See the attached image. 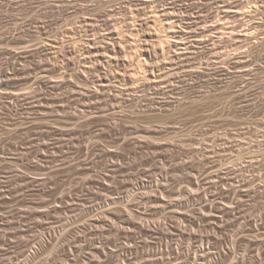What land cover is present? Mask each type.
Segmentation results:
<instances>
[{
    "label": "rangeland",
    "instance_id": "374dc122",
    "mask_svg": "<svg viewBox=\"0 0 264 264\" xmlns=\"http://www.w3.org/2000/svg\"><path fill=\"white\" fill-rule=\"evenodd\" d=\"M203 262L264 264V0H0V264Z\"/></svg>",
    "mask_w": 264,
    "mask_h": 264
},
{
    "label": "bare ground",
    "instance_id": "6f19581e",
    "mask_svg": "<svg viewBox=\"0 0 264 264\" xmlns=\"http://www.w3.org/2000/svg\"><path fill=\"white\" fill-rule=\"evenodd\" d=\"M74 1H75V0H74ZM156 12H158V11H156ZM156 12H155V13H156ZM171 13H172V14L174 13V15L177 14V13L175 14V12H170L169 14L171 15ZM167 14H168V13H167ZM153 15H155L154 18H155L156 21H161V22H162V21L165 19V17H166V16H165V17H162L163 15H165V14L162 15V13H161V14H160V13H156V14H153ZM168 16H169V15H168ZM171 16L173 17V15H171ZM172 17H171V18H172ZM175 18H176V17H175ZM114 19H115V18H114ZM173 19H174V18H173ZM173 19H168V18H167L168 21L165 20V21L168 22L169 24L166 23L165 21H163V22H165V23H164L165 25H166V24L170 25L169 28H173V27L175 26V23H176ZM174 22H175V23H174ZM106 23H109V22H106ZM113 23H114V21H113ZM109 24H110V23H109ZM117 24H118V23H117ZM162 24H163V23H162ZM116 26H117V25H116ZM163 26H164V25H163ZM169 28H168V29L165 28L166 30H164L165 32H167L166 35H162V34H161V35L159 36V37H160V42H161V43H163V42L165 41L166 38H169V36H170V35H169V34H170V30H169ZM117 29H118V28L116 27L115 30H117ZM119 29H120V28H119ZM119 29H118V30H119ZM118 30H117V31H118ZM120 31H121V30H120ZM232 31H234V29H233ZM232 31H231V33H232ZM224 32H225V31H224ZM117 34H118V33H117ZM118 35H119V34H118ZM118 37H119V36H118ZM158 39H159V38H158ZM202 39H203V36H202ZM55 41L57 42L58 40H55ZM58 44H59V43H58ZM52 45H53V44H52ZM56 45H57V44H54V46H56ZM112 45H113V43H112ZM54 46H53V47H54ZM113 47L116 48L115 45H113ZM59 48H60V47H59ZM123 48H124V47H123ZM123 48H122V49H123ZM113 49H114V48H113ZM57 50H58V49H57ZM61 50H62V49H61ZM123 50H124V49H123ZM53 51H55V50H53ZM121 51H122V50H121ZM60 52H61V51H60ZM118 52H119V51H118ZM56 53H58V52H56ZM123 53H124V52H123ZM51 54H52V53H51ZM55 55H56V57H58L57 54H54V57H55ZM54 57H53V58H54ZM56 57H55V58H56ZM127 57H128V56H127ZM132 57H133V56H132ZM132 57H130V55H129V57L126 59V60H128V63L131 62V61L134 59V58L132 59ZM125 58H126V57H125ZM58 59H59V58H58ZM129 59H130V60H129ZM139 59H140V58H139ZM51 60H52V59H51ZM134 60H135V59H134ZM134 60H133V61H134ZM52 61H53V60H52ZM48 62H49V61H48ZM49 63H50V62H49ZM49 63H48V64H49ZM52 63H53V62H52ZM52 63H50L49 65H51ZM139 63H140V65H139V66H140V69H141V68H144V69H143V72H144L145 67H146V65H147V64H146V59H145V57H144V58L142 57V58L139 60ZM55 64H57V63H55ZM129 64H130V63H129ZM133 64H134V63H133ZM133 64L130 65V66H133ZM137 64H138V63H137ZM58 65H59V64H58ZM58 65H57V66H58ZM135 66H136V65H135ZM48 67H50V66H48ZM54 67H55V66H54ZM46 68H47V67H46ZM50 68L52 69V67H50ZM132 68H134V67H132ZM135 68H136V67H135ZM135 68H134V69H135ZM58 69H59V68H58ZM134 69H133V70H134ZM137 69H138V67H137ZM137 69H136V70H137ZM133 70H131V72H132ZM141 70H142V69H141ZM47 71H48V70H47ZM66 71H68V70H66ZM66 71L64 70L65 73H66ZM137 71H138V70H137ZM137 71H135V72H137ZM145 71H147V70H145ZM135 72H134V73L132 72L133 74H131V75L134 76V77H135L137 74H140V73H139L140 70H139V72H137V73H135ZM60 73H61V72H60ZM61 74L64 75L63 72H62ZM143 74H144V73H143ZM14 75H15V74H14ZM62 75L60 76V78H63V80H64V78H66L67 76L64 77V76H62ZM65 75H66V74H65ZM49 76H50V75L48 74V79H49V81L51 82V79L49 78ZM69 76H70V75H69ZM132 76H131V77H132ZM144 76H145V75H144ZM57 77H59V76H57ZM136 77H137V76H136ZM138 77H139V76H138ZM53 78H54V76H53ZM53 78H52V79H53ZM54 79H55V78H54ZM61 80H62V79H61ZM68 80H69V79H68ZM101 80H102V79H101ZM5 81H6V80H5ZM10 81H11V80H10ZM47 81H48V80H47ZM66 81H67V80H66ZM70 81H71V80H70ZM2 82H3V81H2ZM7 82H8V81H7ZM7 82H5L4 85H6ZM52 82H53V80H52ZM59 82H62V81H59ZM59 82L57 83V85H56V83H54V85H56V86L61 85L62 83L60 84ZM71 82H74V81H71ZM47 83H48V82H47ZM69 83H70V82H69ZM2 84H3V83H2ZM7 84H11V83H7ZM70 84H71V83H70ZM51 85H52V84H51ZM72 85H73V84H72ZM107 85H108V84H107ZM56 86H55V87H56ZM11 88H12V87H11ZM5 89H6V88H5ZM8 91H9V89H8ZM13 92H15V91H13ZM74 92H75V91H74ZM13 94H14V93H13ZM9 95H10V93H9ZM11 95H12V93H11ZM14 95H15V94H14ZM10 97H11V96H10ZM17 97H18V95H17ZM39 99H40V98H39ZM45 101H46V99H45ZM36 102H37V101H36ZM43 102H44V101H43ZM43 102L41 101V103H43ZM41 103H40L39 105H41ZM37 104H38V103H37ZM45 105H46V104H45ZM45 105H44V106H45ZM47 105H49V102H48V101H47ZM47 105H46V106H47ZM52 105H53V104H52ZM63 105H64V104H63ZM65 105H66V104H65ZM37 106H38V105H37ZM60 106H61V105H60ZM40 107H41V106H40ZM47 107L49 108V106H47ZM50 107H51V106H50ZM54 107H55V106H54ZM57 107H58V106H57ZM64 107H65V106H64ZM42 110H43V109H42ZM44 110H46V108H45ZM62 110H63V109H62ZM46 111H47V110H46ZM64 111H65V110H64ZM66 111H67V110H66ZM83 112H84V111H83ZM83 112H82V113H83ZM60 113H61V112H60ZM74 113H75V112H74ZM74 113H73V114H74ZM58 114H59V112H58ZM74 115H75V114H74ZM198 250H199V249H198ZM198 250H197V251H198ZM211 252H212V251H210V250H208V249H206V248H202V249H200V250L197 252V256H198V259H200V262H202L201 260H203V261L207 260V259H208V258L214 253V252H213V253H211ZM207 257H208V258H207ZM210 258H211V257H210ZM207 261H208V260H207ZM203 263H204V262H203ZM208 263H209V262H208ZM204 264H206V262H205Z\"/></svg>",
    "mask_w": 264,
    "mask_h": 264
}]
</instances>
